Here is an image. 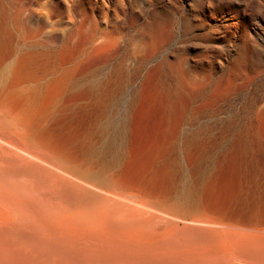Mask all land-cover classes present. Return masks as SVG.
<instances>
[{
	"label": "rangeland",
	"instance_id": "obj_1",
	"mask_svg": "<svg viewBox=\"0 0 264 264\" xmlns=\"http://www.w3.org/2000/svg\"><path fill=\"white\" fill-rule=\"evenodd\" d=\"M0 153L142 239L264 228V0H0Z\"/></svg>",
	"mask_w": 264,
	"mask_h": 264
},
{
	"label": "bare ground",
	"instance_id": "obj_2",
	"mask_svg": "<svg viewBox=\"0 0 264 264\" xmlns=\"http://www.w3.org/2000/svg\"><path fill=\"white\" fill-rule=\"evenodd\" d=\"M52 173L0 153V264H264V228L182 225L142 239L128 231L127 211L93 216L83 189Z\"/></svg>",
	"mask_w": 264,
	"mask_h": 264
}]
</instances>
